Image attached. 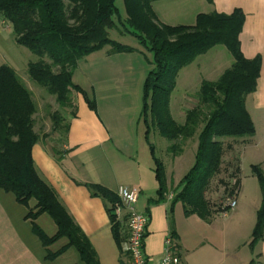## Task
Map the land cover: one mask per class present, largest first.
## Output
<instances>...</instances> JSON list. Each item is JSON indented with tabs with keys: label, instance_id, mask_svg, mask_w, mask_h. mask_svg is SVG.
Wrapping results in <instances>:
<instances>
[{
	"label": "trees",
	"instance_id": "16d2710c",
	"mask_svg": "<svg viewBox=\"0 0 264 264\" xmlns=\"http://www.w3.org/2000/svg\"><path fill=\"white\" fill-rule=\"evenodd\" d=\"M158 1L163 0H123L127 33L153 55L154 68L143 88L142 119L148 127V143L152 124L160 136L171 143L167 151L174 158L198 135L196 164L180 183L183 191L173 199L172 207L181 203L187 216L198 215L208 220L218 212L229 210L213 212L204 200L210 182L222 172L223 140H244L256 134L246 101L257 91L262 57L248 60L241 51L239 38L245 24V14L241 10L231 15L200 14L194 26L172 27L158 21L153 10V3ZM0 17L13 28L16 44L38 59L29 65L31 83L55 97L62 110H73L70 119L76 117L77 110L73 93L83 95L89 108L96 110V104L73 82L79 64L106 47H110L111 55L135 52L132 47L110 38V32L117 29L115 19L121 17L116 0H0ZM219 46L232 55L233 65L218 81L201 84L198 105L186 113L183 125L178 124L171 115L170 100L179 73ZM33 97L28 85L12 68H0V190L13 194L25 207H29L31 201L36 202L27 218L45 248L59 240H68L67 247L49 253V260L56 259L66 248L74 247L84 264H100L89 240L69 216L55 191L36 171L33 148L50 135H40L36 130L38 107ZM52 121V131L64 132L66 136L69 122L63 124L59 113L52 115ZM149 147L159 183V200H162L167 191L165 166L156 156L155 147L150 143ZM252 172L263 193V205L253 235L254 248L264 230V172L260 166H253ZM86 187L92 197L104 201L117 237L120 224L113 215L119 201L117 195L101 185ZM42 215L50 216L55 222L58 229L55 236L49 237L38 226L37 220ZM171 236L174 239L173 232Z\"/></svg>",
	"mask_w": 264,
	"mask_h": 264
},
{
	"label": "crops",
	"instance_id": "0c3cea01",
	"mask_svg": "<svg viewBox=\"0 0 264 264\" xmlns=\"http://www.w3.org/2000/svg\"><path fill=\"white\" fill-rule=\"evenodd\" d=\"M203 1L210 7L211 14L231 15L238 9L245 14L239 38L241 51L248 60L262 57L257 91L246 101L257 128L264 117V0ZM132 48L135 49L133 53L111 55L110 47H106L87 57L83 67L79 64L73 76L74 84L92 93L97 103L100 100L104 104H98L93 112L84 100H80L76 117L69 120L65 138L41 139L34 146L32 155L38 175L55 191L60 203L91 243L100 264L132 262L124 252L126 223L116 221L120 224L116 237L104 201L91 196L86 187L89 184L101 185L116 195L120 187L140 191L137 210L148 214L150 219L145 252L153 263L162 258L165 241L173 232L182 264H264V230L262 239L252 247L263 205L261 185L254 174L249 187L240 177L237 207L229 209L225 215L218 212L208 220L198 215L187 216L181 203L172 207L173 197L167 195L159 200V183L147 140L148 127L145 122L141 125L143 88L154 68L153 55L139 42ZM37 60L29 50L16 44L13 28L0 17V68H12L29 86V65ZM117 98L126 100L124 105L126 109L132 108L131 116L122 118L119 110L125 109H121V105H109L111 99ZM132 99L137 101L136 105ZM239 143L243 145L244 141L239 140ZM144 147H147L145 155L140 152ZM234 149L237 150L236 146ZM239 153L242 163V152ZM253 163L252 167L258 165L264 172V162ZM35 206L36 202L31 201L30 206L25 207L13 194L0 190V264H84L74 247L66 248L54 260L48 259L49 253L67 247L68 240H59L48 248L43 246L27 218ZM45 216L48 215H42L37 224L53 237L57 226L49 216L53 221L50 225ZM41 221L44 222L42 226Z\"/></svg>",
	"mask_w": 264,
	"mask_h": 264
},
{
	"label": "rangeland",
	"instance_id": "374dc122",
	"mask_svg": "<svg viewBox=\"0 0 264 264\" xmlns=\"http://www.w3.org/2000/svg\"><path fill=\"white\" fill-rule=\"evenodd\" d=\"M116 6L120 11L121 17L120 19H115L117 29L110 32L111 40L129 47L138 45V41L130 36L125 28L124 24L126 23L127 16L123 0H116ZM153 9L157 13L156 15L160 23L175 27L193 26L195 24L194 19L197 15L211 14L210 7L203 0H163L153 3ZM86 61H88L87 58L81 62L80 66L83 67ZM232 63L233 58L230 56L229 52L224 47H216L207 55L199 57L194 64L185 68V70L179 74L177 86L170 100V112L176 122L183 124L186 120V113L198 105V94L201 83L205 80L208 82L218 81L221 74H223ZM28 87L32 91L34 96L33 99L38 107L36 115L37 132L40 135L48 134L50 137H60L64 139V132L52 131V115L54 113H59L63 118V124H67L73 110H62L57 104L55 97L50 96L46 90L32 83ZM86 94L88 99L96 104V110L98 104H104L100 100L97 103L92 93ZM100 96L99 94L98 97L100 98ZM72 99L77 109L80 100H84L87 104L83 95L80 96L77 93H73ZM125 102L126 100L120 101L117 98L116 100L111 99L108 103L109 105H121V109L125 110H119V112H121L120 116L122 118H127L131 116L132 108L126 109L124 105ZM132 103L136 105L137 101L132 99ZM96 110H93V112H96ZM150 123L151 121L149 119V124ZM142 124H144V120H142L141 125ZM149 127L151 131L149 143L155 147L156 156L165 166V185L167 189V194L165 193V195L177 198V195L183 191L180 183L186 178L196 164V154L199 146L198 135L186 143L183 152L178 155V158H174L167 151L171 143L162 138L158 130L152 127V124H150ZM242 141H244L243 145H240L239 140H223L225 155L223 158L222 172L218 177L212 179L204 192V200L213 212H216L219 206L225 205L228 199L235 194L238 187L237 181H240V177H242L244 184H247L249 187L253 177L252 164H255L253 162H264V117H261V121L257 123L255 136L246 138ZM235 146L237 149L236 151L234 149ZM239 151L242 152V163ZM140 152H144L143 154L145 155V153H147V147H144V149L141 148ZM254 183L258 186L256 180H254ZM118 205H120L119 201L115 206ZM45 217L51 225V223H53L51 218L49 216ZM42 221L40 223L41 226L44 223ZM47 230L49 233V229Z\"/></svg>",
	"mask_w": 264,
	"mask_h": 264
},
{
	"label": "built area",
	"instance_id": "2783aa9c",
	"mask_svg": "<svg viewBox=\"0 0 264 264\" xmlns=\"http://www.w3.org/2000/svg\"><path fill=\"white\" fill-rule=\"evenodd\" d=\"M138 189L120 187L117 197L120 205L115 206L113 215L118 222H125L127 227V239L124 245V252L130 258L132 264H182L179 257L175 241L169 235L165 241V250L162 258L153 263L145 252V240L148 234L149 216L137 210V204L140 197ZM237 194L228 199L227 203L219 206V209H234L237 207ZM225 215L226 212H222Z\"/></svg>",
	"mask_w": 264,
	"mask_h": 264
}]
</instances>
